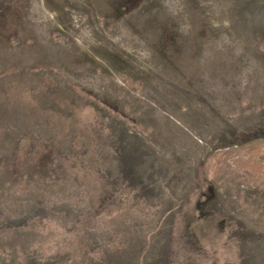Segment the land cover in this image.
<instances>
[{"label": "rangeland", "instance_id": "rangeland-1", "mask_svg": "<svg viewBox=\"0 0 264 264\" xmlns=\"http://www.w3.org/2000/svg\"><path fill=\"white\" fill-rule=\"evenodd\" d=\"M101 263L264 264V0H0V264Z\"/></svg>", "mask_w": 264, "mask_h": 264}, {"label": "trees", "instance_id": "trees-1", "mask_svg": "<svg viewBox=\"0 0 264 264\" xmlns=\"http://www.w3.org/2000/svg\"><path fill=\"white\" fill-rule=\"evenodd\" d=\"M48 156L52 157V154H50V155H48ZM48 156H47V157H48ZM46 159H47L46 157H43V156H42V160H46ZM48 161H50V159H49ZM42 165H43L44 168H45V166H46V167L49 166V163H47V164L42 163ZM59 166H60V165H59ZM59 166H54V167L61 168V167H59ZM12 167H13V166H12ZM41 167H42V166H41ZM49 167H51V166H49ZM7 169H8V168H7ZM54 171H55V170H54ZM56 171H57V170H56ZM6 172H7V171H6ZM7 173L12 174V173H15V172H12V173H11V172H7ZM51 174H53V172H51L50 175H51ZM55 174H56V172H55L53 175H55ZM106 197H108V198H107V200L105 201V198H106ZM109 198H110V195H108V196H104L101 200H99V203H98V204H99V207H98V208H99V209H100V208H103V207L106 205V203L108 202ZM110 257H111V256H110ZM101 259L103 260V258H101ZM101 264H102V263H101Z\"/></svg>", "mask_w": 264, "mask_h": 264}]
</instances>
